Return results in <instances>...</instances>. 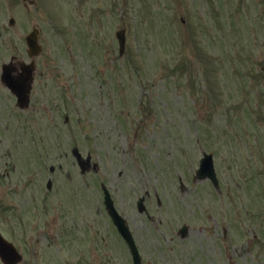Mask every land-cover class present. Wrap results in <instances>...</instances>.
Listing matches in <instances>:
<instances>
[{
  "label": "rangeland",
  "instance_id": "1",
  "mask_svg": "<svg viewBox=\"0 0 264 264\" xmlns=\"http://www.w3.org/2000/svg\"><path fill=\"white\" fill-rule=\"evenodd\" d=\"M33 27L30 108L0 85L4 235L37 264L46 244L75 261L76 240L104 251L100 264H132L101 181L141 264H264V0H0V64L27 59ZM72 146L96 164L85 183ZM202 152L219 191L192 180ZM146 193L149 217L136 210Z\"/></svg>",
  "mask_w": 264,
  "mask_h": 264
},
{
  "label": "water",
  "instance_id": "2",
  "mask_svg": "<svg viewBox=\"0 0 264 264\" xmlns=\"http://www.w3.org/2000/svg\"><path fill=\"white\" fill-rule=\"evenodd\" d=\"M123 31L119 32V41L120 48L123 47ZM38 34L34 30L30 35L27 36V46L29 48V55L32 57L33 55H37L40 52V47L37 44ZM13 67L6 66L3 69V73L1 76L2 83L8 87L11 92L17 97V106L20 109L25 108L28 105V94L30 91L31 83H32V71L33 65L30 66H21L22 73L14 77L12 75ZM76 154V151H73ZM211 157L205 155V159L201 160L200 169L197 171V177L199 179L209 178L214 184H216L215 173L213 170ZM105 193V206L112 218L113 223L117 227L119 233L124 237L127 242L130 251L134 257V260L137 261L138 254L136 251V247L133 243L132 237L128 231V228L125 226V221L116 213L113 208L112 202L109 198L107 190L104 189ZM141 202V201H140ZM139 202V205H140Z\"/></svg>",
  "mask_w": 264,
  "mask_h": 264
},
{
  "label": "flooded vegetation",
  "instance_id": "3",
  "mask_svg": "<svg viewBox=\"0 0 264 264\" xmlns=\"http://www.w3.org/2000/svg\"><path fill=\"white\" fill-rule=\"evenodd\" d=\"M88 173V172H86ZM38 242V241H37ZM14 243V242H13ZM39 243V242H38ZM15 244V243H14ZM16 246L18 249H19V252H21V256H22V260H21V263L20 264H37V262L35 261L36 260V257H33V256H30L28 253H29V249L28 247L23 250L20 245H14ZM40 252H42L40 249L38 250ZM45 253V252H44ZM48 259V257H46ZM1 264V262H0Z\"/></svg>",
  "mask_w": 264,
  "mask_h": 264
}]
</instances>
